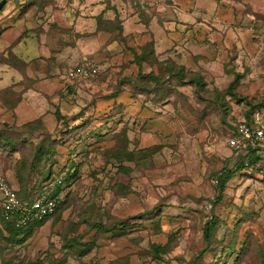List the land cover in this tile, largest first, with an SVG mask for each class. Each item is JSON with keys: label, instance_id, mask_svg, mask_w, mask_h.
Instances as JSON below:
<instances>
[{"label": "rangeland", "instance_id": "374dc122", "mask_svg": "<svg viewBox=\"0 0 264 264\" xmlns=\"http://www.w3.org/2000/svg\"><path fill=\"white\" fill-rule=\"evenodd\" d=\"M253 118L264 0H0V172L66 176L55 217L0 222V264H264V163L228 144Z\"/></svg>", "mask_w": 264, "mask_h": 264}, {"label": "built area", "instance_id": "2783aa9c", "mask_svg": "<svg viewBox=\"0 0 264 264\" xmlns=\"http://www.w3.org/2000/svg\"><path fill=\"white\" fill-rule=\"evenodd\" d=\"M97 70L89 66H80L69 73V78L75 80H89L93 78ZM256 123L261 124L254 130L246 124L237 127L235 134L229 139V146L238 153L246 155L254 152L258 160L247 157L244 166L247 170H261L264 163V124L260 119ZM218 183V182H217ZM63 186L62 176L47 182L40 196L33 200L21 199L18 190L10 185L8 180L0 172V222L9 223L16 229H24L32 224L42 222L52 217L61 201V196H54L59 187Z\"/></svg>", "mask_w": 264, "mask_h": 264}, {"label": "trees", "instance_id": "16d2710c", "mask_svg": "<svg viewBox=\"0 0 264 264\" xmlns=\"http://www.w3.org/2000/svg\"><path fill=\"white\" fill-rule=\"evenodd\" d=\"M244 124H246V125H247L249 128H251L252 130H254L255 128H257L258 126L261 125V124H259V123H256V119L254 120V118H253L252 120H247V121H245ZM6 140H7V139H6ZM4 143H5V142L2 143V146L5 145ZM248 155H249V154H248ZM248 155H246V156H248ZM249 157H250V158H253V159H256V160L259 159V157L256 156L254 152H250ZM242 166H243V164H242ZM243 167H244V166H243ZM234 173H235V170H226V172H221L220 174L217 175L216 180H217V182H218V183H217V184H218V188H217V189H218V197H217V199H216L215 205H217V203H220V201L222 200V197H223V195H224V191H225V189H226V184H227V182L230 180V178L234 175ZM59 176H62V178H63V186H62V187H59V188L57 189V191L55 192L54 196H62L64 183L66 182V176H65L64 174H58L57 176H55V177H53V178H50V179H47V180H46V179H45V180H42V181H43L42 184H40V185H36V186L33 187L34 190H32V188L29 187V188H28V191H29V190H30V191H29L28 193H26V194H23V192H24V191H22L23 189H22V190L19 189V190H18V195H19V197H20L21 199H24V200H33V199H35V198H37V197L40 196V193H41V191H42V188H43V186H44L47 182H49V181H51V180H54L56 177H59ZM22 180H23V179H21V181H22ZM0 201H2V199H0ZM61 205H62V200H61L60 203H59V206H58V208H57V211L55 212V214H54L52 217H50V218H46V219H44L42 222L32 224L31 226H29V227H27V228H24V229H16L14 226H12V225L9 224V223H4V222H2V223H3L5 226H9V227H7V228H11V230H13V231L16 232V233H24V232H26V231H30V230L36 228L37 226H39V225H41V224L47 222L48 220L52 219L53 217H55V216L58 214V212H59V210H60V208H61ZM215 225H216V221H214V219L211 220V221H209L208 224L206 225V228H205L204 233H205V241H206L207 244H210L211 241H212L213 228L215 227ZM5 229H6V228H5Z\"/></svg>", "mask_w": 264, "mask_h": 264}, {"label": "crops", "instance_id": "0c3cea01", "mask_svg": "<svg viewBox=\"0 0 264 264\" xmlns=\"http://www.w3.org/2000/svg\"><path fill=\"white\" fill-rule=\"evenodd\" d=\"M83 20H79L78 22L80 23V24H83L84 25V23L82 22ZM92 26H98L97 25V23L95 24V25H92ZM13 185V184H12ZM14 186V185H13ZM15 187V186H14ZM15 189H16V187H15ZM17 190H19V189H17ZM1 199V198H0Z\"/></svg>", "mask_w": 264, "mask_h": 264}]
</instances>
